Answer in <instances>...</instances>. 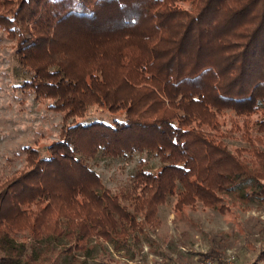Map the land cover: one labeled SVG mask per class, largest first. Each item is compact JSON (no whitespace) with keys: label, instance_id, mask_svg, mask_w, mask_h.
Segmentation results:
<instances>
[{"label":"trees","instance_id":"trees-1","mask_svg":"<svg viewBox=\"0 0 264 264\" xmlns=\"http://www.w3.org/2000/svg\"><path fill=\"white\" fill-rule=\"evenodd\" d=\"M0 28L30 75L19 88L54 100L66 123L46 154L25 147L24 168L0 182V264L76 260L93 238L131 251L172 196L176 212L197 204L226 212L223 195L250 183L242 198L264 201V118L251 122L264 116V0H0ZM93 104L125 118L77 121ZM226 110L243 125L218 137ZM234 130L249 148L230 151L224 138ZM144 151L159 169L140 167L118 193L88 162ZM23 233L46 242L44 252Z\"/></svg>","mask_w":264,"mask_h":264},{"label":"rangeland","instance_id":"rangeland-1","mask_svg":"<svg viewBox=\"0 0 264 264\" xmlns=\"http://www.w3.org/2000/svg\"><path fill=\"white\" fill-rule=\"evenodd\" d=\"M179 4L187 10L192 9L191 1ZM29 76L18 60L17 41L0 28V182L24 168L27 158L25 147L40 148L46 154L47 147L60 139L66 125L65 112L50 108L54 100H38L33 91L19 88ZM125 115L124 110L113 112L107 106L93 104L88 106L83 118L76 120L113 123L124 119ZM260 118L264 116L260 112L255 113L251 122ZM219 121L223 126L214 132L218 137L222 132L229 134L235 122L243 125V118H238L231 110L224 111ZM257 129L258 125H253V136L259 133ZM231 132V136L224 138L230 151L235 153L236 149L250 147L242 130ZM260 148L264 150V145ZM244 157L249 159L251 154L245 152ZM88 162L114 193L129 186L133 174L140 167L157 171L161 164L159 157L150 151L135 152L126 159L97 156ZM252 186L249 183L236 194L223 195V204L228 208L226 212L218 207L206 208L202 204L176 212V197H169L165 204L158 206L160 223L146 225L133 250L118 251L112 242L93 238L90 242L93 249L89 255L76 251L77 258L73 260L71 255L64 253L58 256L57 264H198L205 259L203 254L212 250L217 254V258L212 259L217 264H264L259 260L264 249V201L242 198L243 193L254 188ZM20 240L36 246V252H44L46 242H36L28 233H23ZM64 242L65 239L55 242V247L61 249ZM134 253L137 256L132 259Z\"/></svg>","mask_w":264,"mask_h":264},{"label":"built area","instance_id":"built-area-1","mask_svg":"<svg viewBox=\"0 0 264 264\" xmlns=\"http://www.w3.org/2000/svg\"><path fill=\"white\" fill-rule=\"evenodd\" d=\"M198 264H217V263L212 259H204L203 261L199 262Z\"/></svg>","mask_w":264,"mask_h":264}]
</instances>
